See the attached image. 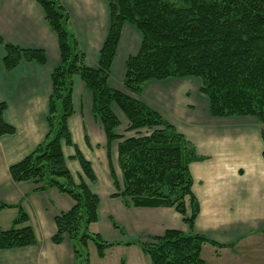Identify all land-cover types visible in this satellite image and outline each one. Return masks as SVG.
<instances>
[{"label":"trees","instance_id":"1","mask_svg":"<svg viewBox=\"0 0 264 264\" xmlns=\"http://www.w3.org/2000/svg\"><path fill=\"white\" fill-rule=\"evenodd\" d=\"M45 19L57 35L61 63L52 73L46 140L21 162L10 167L15 183L30 182L35 192L57 189L68 195L74 206L56 217L55 245L73 243L75 264H91L87 253L93 243L100 259L117 246H139L151 264H206L203 247L213 244L193 233L200 205L193 193L190 165L199 161L194 147L160 113L142 99L150 82L193 78L201 81V94L210 103L214 118L254 117L264 126V0H107L110 31L101 50L97 68L86 64L70 17L57 0H36ZM131 25L142 35L139 52L128 58L122 89L110 84L111 70L123 28ZM4 66L13 71L22 62L47 63L43 50L23 49L6 43ZM80 77L92 94L93 115L102 124L108 155L117 141L119 180L111 164L116 189L113 197L127 207L170 208L184 218L190 232L168 230L147 242L127 244L105 242L89 228L99 220V196L91 190L97 176L85 156L77 158L88 182L77 184L67 167L63 144L74 147L69 120L75 114L74 78ZM117 108L127 120L126 131L117 132L121 121ZM7 105L0 103V139L13 135L15 128L4 118ZM264 142V127L262 128ZM264 157V152H263ZM11 229L0 227V250L35 246V230L27 226L29 216L22 206ZM121 264H126L123 260Z\"/></svg>","mask_w":264,"mask_h":264},{"label":"crops","instance_id":"2","mask_svg":"<svg viewBox=\"0 0 264 264\" xmlns=\"http://www.w3.org/2000/svg\"><path fill=\"white\" fill-rule=\"evenodd\" d=\"M57 1L69 14V27L86 56V64L97 68L110 31L107 0ZM139 33L131 25L123 28L111 70L110 84L115 89H122L126 61L141 48ZM0 36L23 49L43 50L47 57L45 65L22 62L7 71L6 52L0 47V103L7 105L5 121L15 128L13 135L0 139V227L11 229L19 216L17 208L1 206L20 205L29 216L27 226L35 230L38 239L35 246L0 250V264H75L72 242L53 243L56 217L70 211L74 201L57 189L35 192L32 183H15L10 175V167L31 155L48 135L52 73L61 63L58 37L36 0H0ZM200 90L201 81L193 78L154 81L145 87L141 99L185 136L200 157L190 165L193 193L200 205L193 233L215 243L203 247L202 257L205 249H211L220 261L225 252L237 253L253 240L264 241V126L254 117L214 118L209 100ZM73 102L75 114L69 120L73 143L81 146L95 171L97 181L89 185L100 198L98 213L106 214L105 228H101L99 219L89 233L101 237L104 232L117 242L122 227L128 235L127 243L147 242L168 230L189 233L184 218L174 209L127 207L121 198L113 197L116 191L110 167L112 164L117 172L113 158L115 155L118 159V154L112 146L109 159L102 124L93 115L92 94L80 77L74 78ZM70 149L63 144L75 182H88ZM99 175L104 179L102 184ZM115 249L120 254L132 253L129 256L136 255L140 264H146L140 247L117 246L107 255ZM107 255L100 260L105 261Z\"/></svg>","mask_w":264,"mask_h":264},{"label":"rangeland","instance_id":"3","mask_svg":"<svg viewBox=\"0 0 264 264\" xmlns=\"http://www.w3.org/2000/svg\"><path fill=\"white\" fill-rule=\"evenodd\" d=\"M168 1H170L171 3L177 4V5L182 4V0H168ZM70 29L73 30V28H71V27H70ZM118 69H119V62L117 63L115 71H117ZM116 112H117V115L119 116L120 121H121V126L117 129V132L120 134H123L124 137L135 136L136 135L135 133H128L126 131L127 120L124 117V115L118 109H116ZM73 142H74V139H73ZM112 146L114 147V154H117L116 153L117 141H115L112 144ZM113 147H112V149H113ZM71 148L72 149H70V150L74 151L75 155H76L77 149L81 153H82V151H84L80 145L79 146L76 145V146L71 147ZM107 150H108V143H107ZM75 159L77 160V158H75ZM113 161H114L115 165L117 166L116 174H117L119 180L121 181L122 174H121L120 170L118 169V160H117L115 155H114ZM77 162H78V160H77ZM99 182H101V184L104 182V179L100 175H99ZM105 183H106V180H105ZM115 191H116V189H115ZM99 217H100L99 218L100 219V225H101V228L103 229L106 226V221H105L106 220V218H105L106 214L104 212L101 214L99 213ZM118 230L120 232V233H118V238L120 240H118L117 242H113L115 240H113L112 237L107 238V235L104 232H103L101 237L104 241H107L109 243L126 244L129 241L127 233L123 232L122 227H120ZM248 245H249V247H247L246 249H243V250H239L240 252H237V253H233V254L227 253V252L223 253L220 261H219V258H217V256L214 253L212 254V252L210 251L211 249H205L204 256L202 258H203V260H205L207 262V264H264V241L253 240V241L249 242ZM121 248H125V247H121ZM137 248H139V246H137ZM140 250H141V248H140ZM87 253L90 254V259H91L92 264H121V262L123 260L126 262V264H140L136 255L129 256L130 254H132V253L129 254V252H127L126 254H123V253L120 254L119 251H117V249L110 251L108 253L105 261H102L98 257L96 247L93 243L90 244L89 249L87 250ZM142 254L144 256L145 263L151 264L150 258L148 256H146L144 253H142ZM234 258L236 259V261Z\"/></svg>","mask_w":264,"mask_h":264}]
</instances>
